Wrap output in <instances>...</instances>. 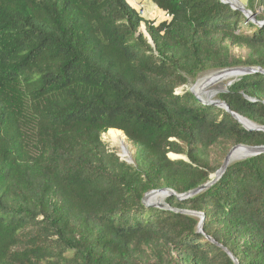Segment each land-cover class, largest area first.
Instances as JSON below:
<instances>
[{"label":"trees","instance_id":"trees-1","mask_svg":"<svg viewBox=\"0 0 264 264\" xmlns=\"http://www.w3.org/2000/svg\"><path fill=\"white\" fill-rule=\"evenodd\" d=\"M150 1L169 19L147 21L127 0H0V264H234L226 249L264 264V152L178 197L232 146L264 145L263 130L185 88L201 73L259 68L217 99L264 126V14L256 24L222 0ZM111 128L133 163L102 141ZM161 188L174 192L167 206L143 201ZM181 210L202 213V229Z\"/></svg>","mask_w":264,"mask_h":264},{"label":"rangeland","instance_id":"rangeland-1","mask_svg":"<svg viewBox=\"0 0 264 264\" xmlns=\"http://www.w3.org/2000/svg\"><path fill=\"white\" fill-rule=\"evenodd\" d=\"M127 1L132 7H134L141 14V16L145 20L151 21V22H153L156 25L158 23H160L161 21L169 19L168 15L164 11L158 9L157 6H155L150 0H127ZM228 1L234 3L239 8H244L247 0H228ZM262 10L263 9L261 7L255 9L254 12L252 10H249L251 14L247 15L246 17L249 20L255 22L256 24H259L260 21L257 20L256 16L259 15V14L263 15L264 13H263ZM245 25H246V22L244 21L243 22V26H245ZM139 29H141V31L145 30L146 29V23L142 22L140 24ZM245 29H249V28L247 27ZM230 49H231L232 54L235 57H239V58L244 59L248 55V49L246 47H244V45L230 44ZM213 72L214 71L201 73L195 81H190L185 86V88H187L189 90H193L195 92L198 91V96L203 98V99L207 98V99L212 100V101L217 100V92H219V90L224 88V84L229 79H231L233 77H230V78L225 79L223 81L212 82L211 84L208 83L207 85H205V87L203 89H196L195 88V86L200 81L203 80L204 76L206 77L208 75H211ZM180 90H181V88H178V91H180ZM101 138H102V141L106 144V147L110 151L116 153L120 157V159L125 160V161L127 160V157L123 155V153L120 150V148L111 145V143H110L109 139L107 138L105 132L101 135ZM125 140H126V145H127L128 149L130 151V155L129 156L131 157V160H132V163H133L134 146L127 140L126 136H125ZM207 152L213 157L217 153V150L215 148H210V149L207 150ZM169 156L170 157H174V158H177V156H179V158L186 159V157L184 155H176V154H171L170 153ZM164 197L165 196L154 198L153 201H163ZM188 211H191V210H188ZM193 212H195V215H193V216L200 218L199 217V212H196V211H193ZM198 229H202V226H200V220H199V223H198Z\"/></svg>","mask_w":264,"mask_h":264},{"label":"water","instance_id":"water-1","mask_svg":"<svg viewBox=\"0 0 264 264\" xmlns=\"http://www.w3.org/2000/svg\"><path fill=\"white\" fill-rule=\"evenodd\" d=\"M223 2H226L228 4H230V6L233 8V9H236V10H240L241 12L245 13L246 16L251 14L249 10L245 9V8H239L237 5H235L234 3L228 1V0H222ZM259 23H262V22H259ZM140 32L143 33L144 36L147 37L148 41L152 44V39L151 37L149 36L148 32H147V29L141 31V29H139ZM256 70H259V68H255V67H247V66H234V67H227V68H223V69H219V70H216L214 71L213 73H217V72H223V71H233V77H236V76H239V75H246V74H249L253 71H256ZM263 73H264V70H261ZM203 87H200V89H203ZM195 96L199 99V100H202L206 103H213V104H216L220 107H223L224 109H226V111H228L229 113H231L233 115V117L246 129L248 130H263L264 131V126L262 125H257L255 124L254 122L250 121L249 119L237 114V113H234L232 112L230 109H229V106L221 101V100H215V101H212V100H209V99H203L201 97L198 96V91L195 92L193 90H191ZM238 148H241L243 151H244V154L240 157H232V154L234 153V151ZM261 152H264V145H261V146H251V145H245V144H238V145H235V146H232L229 151L227 152V154L225 155L224 159H223V162H222V165L220 166V168L213 174H211L209 176V180L207 182H205L204 184L198 186L197 188L187 192L186 194H180L178 195V197H189V196H193L195 194H197L198 192H200L201 190L205 189L206 187H208L210 184H212L215 180H217L221 175L222 173L224 172L225 168L227 167V165L232 162V161H235V160H239V159H242V158H246V157H249V156H253V155H256V154H259ZM179 158V157H177ZM127 163H132V160H131V157L128 156L127 157V160H126ZM174 192L169 189V188H161V189H155V190H151L149 192H147L144 197H143V201L147 204H157L158 206H167L163 201H153L154 198H158V197H161V196H167V195H170V194H173ZM182 212L184 213H187V214H191V215H195V212L193 211H188V210H181ZM199 217H200V226H202V222H203V219H204V215L202 213H199ZM226 252L227 254L229 255V257L232 259V261L234 262V264H239L237 259L233 256V254L228 251L226 249Z\"/></svg>","mask_w":264,"mask_h":264},{"label":"bare ground","instance_id":"bare-ground-1","mask_svg":"<svg viewBox=\"0 0 264 264\" xmlns=\"http://www.w3.org/2000/svg\"><path fill=\"white\" fill-rule=\"evenodd\" d=\"M233 71H223V72H217L212 73L211 75L204 76L203 80L200 81L195 88L200 89V87H205L208 83L217 82V81H223L225 79H228L230 77H233ZM107 138L109 139L112 146L120 148L123 155L128 157L130 155V151L126 145L125 135L122 131L117 129H109L105 132ZM244 154V151L241 148H238L234 151L232 154V157H240ZM179 157V156H177Z\"/></svg>","mask_w":264,"mask_h":264},{"label":"built area","instance_id":"built-area-1","mask_svg":"<svg viewBox=\"0 0 264 264\" xmlns=\"http://www.w3.org/2000/svg\"><path fill=\"white\" fill-rule=\"evenodd\" d=\"M168 15V14H167ZM168 17H169V15H168Z\"/></svg>","mask_w":264,"mask_h":264}]
</instances>
